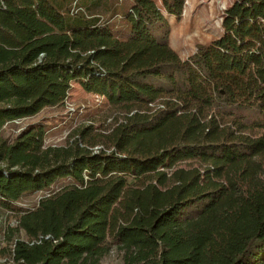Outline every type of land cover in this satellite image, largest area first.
<instances>
[{
	"label": "trees",
	"instance_id": "16d2710c",
	"mask_svg": "<svg viewBox=\"0 0 264 264\" xmlns=\"http://www.w3.org/2000/svg\"><path fill=\"white\" fill-rule=\"evenodd\" d=\"M161 2L0 0V210L14 218V264L113 252L120 264H264V0H236L222 35L186 59L169 43L185 0ZM73 82L123 113L102 140L86 125L47 146L42 122L4 135L65 106Z\"/></svg>",
	"mask_w": 264,
	"mask_h": 264
},
{
	"label": "rangeland",
	"instance_id": "374dc122",
	"mask_svg": "<svg viewBox=\"0 0 264 264\" xmlns=\"http://www.w3.org/2000/svg\"><path fill=\"white\" fill-rule=\"evenodd\" d=\"M236 0H196V6L187 4L185 0L180 19L174 15L169 18L171 31L170 46L178 52L182 59H186L199 48L219 38L223 33L222 22L225 11ZM161 8V0H156ZM118 109L110 107L106 100L96 94L87 93L79 83L73 82L65 106L44 107L32 116L19 118L7 122L4 126V135L14 138L22 128L30 123L42 122L47 127L45 144L52 146L68 145L74 140L73 134L81 126L92 125L93 135L98 140L107 133L114 120L121 117ZM92 142V140H89ZM101 145L90 147L97 151ZM59 179L55 188L64 183ZM43 192H36L23 200L25 205L35 204ZM14 223L10 212L0 210V264H14L10 258L5 242V235L9 224ZM101 264H120V256L113 252Z\"/></svg>",
	"mask_w": 264,
	"mask_h": 264
}]
</instances>
